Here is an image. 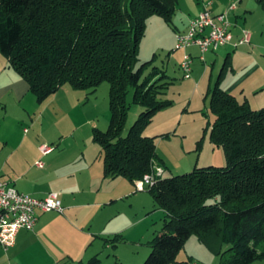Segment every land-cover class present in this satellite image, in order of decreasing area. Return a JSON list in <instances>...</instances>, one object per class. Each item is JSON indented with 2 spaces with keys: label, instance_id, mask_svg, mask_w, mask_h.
Here are the masks:
<instances>
[{
  "label": "trees",
  "instance_id": "obj_1",
  "mask_svg": "<svg viewBox=\"0 0 264 264\" xmlns=\"http://www.w3.org/2000/svg\"><path fill=\"white\" fill-rule=\"evenodd\" d=\"M178 0H0V54L28 83L38 103L64 85L95 93L108 82L111 121L94 128L104 155V178L135 184L154 167H164L156 137L144 134L155 115L172 106L170 81L153 60L140 62L147 20L162 16L172 24ZM209 89L215 115L211 141L225 149V166L195 167L160 177L148 191L165 212L163 228L149 242L144 264L177 262L192 235L222 255V264L264 262V107L254 109L221 86ZM143 111L125 135L130 105ZM224 245L228 249L221 251ZM98 256L87 263L101 264Z\"/></svg>",
  "mask_w": 264,
  "mask_h": 264
},
{
  "label": "rangeland",
  "instance_id": "obj_2",
  "mask_svg": "<svg viewBox=\"0 0 264 264\" xmlns=\"http://www.w3.org/2000/svg\"><path fill=\"white\" fill-rule=\"evenodd\" d=\"M241 3V0H237L232 5L237 7ZM201 5H203L202 0H178L177 10L171 25L162 16H151L147 20L146 35L142 39L139 48L141 63L153 60L152 65L148 67L144 75H148L154 66H158L167 71L168 80L171 82L166 98L173 101L172 106L159 111L144 132L146 136L156 137L157 153L164 162V177L189 173L195 167L225 166L228 163L225 149L211 141V130L215 115L210 108L209 89L216 83L219 75H215L213 82L210 83L212 63L208 62L209 53L205 55L206 65L199 58L194 61L196 64L193 65L192 77L186 79L180 68L184 54L176 50L175 40H173L174 42L171 41L172 34L175 35V32L186 25L185 22L186 19H189V13H194L195 9ZM251 6L253 8L252 13L246 14V12L237 11L232 13V22H236L233 30L240 29L242 35L244 31H250L249 29L253 27L259 43V39L264 42V0H253ZM244 49L250 52L253 59L245 57L237 60L238 71L241 69L246 71L253 65L252 63L257 61L264 66V48H256L253 45L251 48L244 47ZM206 66L208 75L198 90L196 83L200 82V77L205 72ZM229 69H231V65ZM221 70H223L222 66ZM223 77L224 75L221 79V86L224 80ZM195 78L198 79L195 80ZM251 83H254V79ZM97 89L98 92L93 96L89 90L87 92L80 91L73 89L70 85H64L60 91L70 90L78 94L75 95L74 104H65L64 113L66 115L60 121L50 119V116L43 117V115H40L43 118L41 122L33 123L27 117V120L19 122L15 130L13 127L15 126V118H11V116L18 112L11 110L9 112L11 126L0 130L1 139L10 135V132H15L14 135L17 139L30 138L36 142L41 140V144H47L53 150H56L59 146L56 140L51 139H57V141H66L65 149L68 153L81 151L99 154V150H102V148L94 141V128L106 131L110 125V85L108 82H104ZM202 89L205 91L203 96ZM133 94L134 90H131L128 97L130 111L125 135L143 111L140 105L133 103ZM87 95L89 98H87ZM236 96L240 102H244L246 99L242 94ZM77 97L79 99H76ZM248 98L254 103V107H257L255 109L264 107V104H256L264 98V95H249ZM39 160L46 163V157L39 154L37 157H33L30 162H21L20 164L23 165L27 163L28 168L24 170L25 167L18 166L13 158L7 159V156L1 155L0 170H4V172L0 171V173H3L4 176L0 178L8 181L14 180L20 171H24L26 174L21 172L19 176L25 177L28 180L26 183L30 184L32 188L53 189L56 181L47 173L46 169L36 166V162ZM117 178L118 181H115L112 185L113 188H116L115 194L121 195L124 192V182L131 187V193L113 202L111 204L113 206L108 209V212H110L108 214L113 218V223L106 226L111 231L110 235L107 234L104 238L93 237L94 239L87 247L88 249L81 248V245H83L82 236L75 235L76 240L74 241L68 238V233L67 235L66 233L60 236L54 235V238L51 237V239L53 238L52 241L32 244L27 248L28 250H24L17 258L11 257L10 251L7 253L1 250L0 264H78L79 258L77 255L80 249L85 252L88 250L91 253L87 258L85 257V263L94 256H98L102 264H144L151 252L149 242L163 228L165 214L149 191L138 192L135 184L128 179L122 176ZM106 188H110L109 181L105 184ZM116 228L120 229L119 232L113 233ZM73 243L77 244L73 247ZM228 247V245H224L220 252L225 251ZM191 258L198 264H222V255L213 252L196 235H192L188 239L184 248L177 255L176 260L180 262ZM252 264H264V262L255 261Z\"/></svg>",
  "mask_w": 264,
  "mask_h": 264
},
{
  "label": "crops",
  "instance_id": "obj_3",
  "mask_svg": "<svg viewBox=\"0 0 264 264\" xmlns=\"http://www.w3.org/2000/svg\"><path fill=\"white\" fill-rule=\"evenodd\" d=\"M202 1L203 5L199 6V8L197 7L194 13H189V19H186L185 22L186 25H184L182 29H179L177 31L178 33L182 31L185 32L188 29L190 21L196 18L206 7L209 9L212 8L211 10L214 13H222L230 11V8L233 6L232 4L237 0ZM241 1L242 3L239 4L235 10L230 11V19L232 13H236V11L241 13L246 12V14L253 12L251 6L253 0ZM232 23V29H234L236 22L233 21ZM249 30L251 34L250 44L239 48H235L233 45H227L217 52H209L208 62L212 63L210 83L213 82L215 75H224L222 88L226 92L235 96L237 94H242V96L246 98L245 100H248L250 105L255 109L257 107H254V103L250 101L248 96L264 95V66L261 62L257 61L252 63L253 65L249 69H246V71L242 69L238 71L236 63L237 60L245 57H249V59L252 58L250 52H248L247 49H244V47L251 48L254 45L256 48H264V42L259 39V43L258 38L255 36V29L251 27ZM177 32H175V35L172 34L171 41L175 40L176 42ZM232 32L234 40L237 41L241 36V30H238L237 28L235 31L232 30ZM188 53L193 55V65L196 64L194 61L198 58V48L193 47L188 50ZM183 54L185 53L183 52ZM201 62L206 65V57L205 61ZM230 65L231 69H229ZM221 66L223 70L220 71ZM207 75L208 69L206 66L205 72L200 77V82L196 83L198 90L201 88ZM197 79L195 78V80ZM252 79H254V83H251ZM60 89L46 102L41 104L38 103L35 96L31 93L28 83L14 70L9 59L0 54V130L4 127L11 126V122L9 121V112L11 110L18 112L14 116H11V118H15V126H13L15 130L19 125V122H22L25 119L27 120V117L28 119L30 118L33 123L41 122L43 118L40 115H43V117L50 116V119H55L57 121L63 119L66 115L64 113L65 104H74L75 95L78 93L70 90L62 92ZM97 92L98 89L95 93L91 94L95 96ZM167 92L165 98L167 97ZM204 92V89H202V96L205 94ZM87 98H89L88 95ZM76 99L79 98L77 97ZM263 99L259 100L256 104L263 105ZM33 114L35 115L34 117L32 116ZM14 134L15 132H10V135H7L2 139L0 137V156L5 155L7 156V159L13 158L18 166H23L25 167L24 170H27V163L25 165L20 163L30 162L33 157H37L38 154L42 155L40 146L43 144H41V140L36 142L30 138L23 140L17 139ZM51 140H56L59 148L45 156L42 155L43 157H46V163L41 160L44 163V167L41 169H46L47 173L56 181V185L53 189L43 190L32 188L30 184L26 183L28 180H26L25 177H23V179L19 176V174L24 171H20L16 179L9 181L12 182L21 192L32 196H38L36 198H45L50 192H58L63 202L64 212L59 213L53 211L40 213L34 231L22 230L17 235L14 247L7 251L0 248V251L3 250L7 253L10 251V256L14 258H17V256H19L24 250H28L27 248L32 246V244L52 241L55 236H60L63 233H66V235L68 233V238L74 241L76 240L75 235L78 237L82 236L83 245H81V248H87L93 241V237L104 238L107 234L110 235L111 231L108 230L106 226L113 223V218L108 214L110 213L108 212V209L113 206L111 205L113 202L120 199L122 196L131 193V187L124 182V192L121 193V195H116V188H113L114 186L112 185L115 181H118V178H104V155L103 152H101L102 150H99V154L97 155L81 151L68 153L65 149V140ZM0 171L4 172V170ZM24 173L26 174V172ZM2 176H4V174L0 173V177ZM107 181L110 183L109 189H105ZM115 230L116 231H113V233L119 232L118 230L120 229L116 228ZM51 237L53 238L51 239ZM76 244L77 243H73V247ZM82 249H80L77 255L79 258L78 264L85 263V257L87 258L91 254L88 250L85 252L82 251Z\"/></svg>",
  "mask_w": 264,
  "mask_h": 264
},
{
  "label": "built area",
  "instance_id": "obj_4",
  "mask_svg": "<svg viewBox=\"0 0 264 264\" xmlns=\"http://www.w3.org/2000/svg\"><path fill=\"white\" fill-rule=\"evenodd\" d=\"M235 8L236 6H232L230 11ZM230 11L214 13L206 7L190 21L185 32L177 33L176 50L185 53L180 65L184 78L190 79L193 72V55L188 53L189 49L197 47L198 58L205 61V55L209 52H217L227 45L239 48L251 43L249 31H244L234 42ZM40 151L45 156L52 152L53 148L43 144L40 146ZM36 166L43 168L44 163L39 160ZM164 172L163 168L154 167L151 173L135 183L136 191L144 192L154 187ZM53 211L64 212L63 202L58 192H50L45 198H36L21 192L12 182L0 178V248L7 251L14 247L20 231H34L39 214Z\"/></svg>",
  "mask_w": 264,
  "mask_h": 264
}]
</instances>
